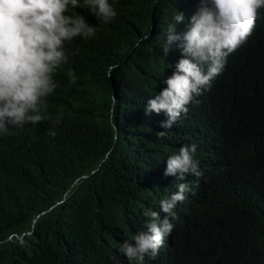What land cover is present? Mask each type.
I'll return each mask as SVG.
<instances>
[{"label":"trees","instance_id":"trees-1","mask_svg":"<svg viewBox=\"0 0 264 264\" xmlns=\"http://www.w3.org/2000/svg\"><path fill=\"white\" fill-rule=\"evenodd\" d=\"M199 4L115 0L107 24L87 7L69 10L97 31L65 43L42 108L51 119L0 134V264H132L119 246L184 182L164 170L191 144L196 194L178 202L170 236L144 264H264V8L186 116L163 129V112H144L181 58L161 50L173 15L184 14V32Z\"/></svg>","mask_w":264,"mask_h":264},{"label":"clouds","instance_id":"clouds-1","mask_svg":"<svg viewBox=\"0 0 264 264\" xmlns=\"http://www.w3.org/2000/svg\"><path fill=\"white\" fill-rule=\"evenodd\" d=\"M115 0H0V134L10 129L35 125L45 119L42 115L44 100L57 88L54 74L67 62L65 43L74 38L90 39L97 26L88 24L81 15L68 14L77 7H87L105 24L117 15ZM264 8V0H200L199 7L188 21L187 30L177 31L185 21L177 11L168 25L161 50L164 56L175 46L181 58L174 65L171 76L164 80L166 87L144 108L145 115L164 113L161 123L170 129L182 116L194 97L211 87L212 80L223 70L225 58L246 42L255 25L257 12ZM119 67L109 65L110 76ZM70 83L77 81L73 71L68 72ZM60 118L53 121V129ZM55 136L54 130L49 132ZM166 133L160 131L159 137ZM197 145H183L178 153L168 157L165 176H175L178 190L159 202L160 211L149 209L144 228L131 240H124L119 253L132 264H144L145 257L155 259L160 247L170 236L175 218L173 209L186 194L195 195L189 174L202 176L199 162L193 157ZM161 213L165 215L161 218Z\"/></svg>","mask_w":264,"mask_h":264}]
</instances>
